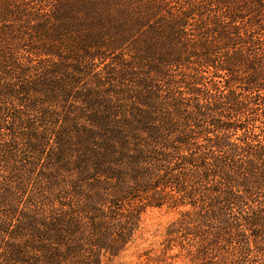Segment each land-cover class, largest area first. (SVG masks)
<instances>
[{"label":"trees","instance_id":"16d2710c","mask_svg":"<svg viewBox=\"0 0 264 264\" xmlns=\"http://www.w3.org/2000/svg\"><path fill=\"white\" fill-rule=\"evenodd\" d=\"M151 207L164 264H264V0H0V264H111Z\"/></svg>","mask_w":264,"mask_h":264},{"label":"rangeland","instance_id":"374dc122","mask_svg":"<svg viewBox=\"0 0 264 264\" xmlns=\"http://www.w3.org/2000/svg\"><path fill=\"white\" fill-rule=\"evenodd\" d=\"M176 217L177 212L166 208H148L142 216L137 240L119 257L114 258L111 264H164L160 260V242L166 227Z\"/></svg>","mask_w":264,"mask_h":264}]
</instances>
